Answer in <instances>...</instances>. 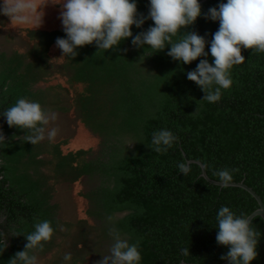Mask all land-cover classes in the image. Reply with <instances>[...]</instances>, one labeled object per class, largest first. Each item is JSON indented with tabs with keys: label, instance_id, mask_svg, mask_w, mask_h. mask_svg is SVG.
Masks as SVG:
<instances>
[{
	"label": "trees",
	"instance_id": "1",
	"mask_svg": "<svg viewBox=\"0 0 264 264\" xmlns=\"http://www.w3.org/2000/svg\"><path fill=\"white\" fill-rule=\"evenodd\" d=\"M199 2L203 14L173 40L182 39L187 31L204 36L206 58L212 63L210 42L219 22L205 15L227 0ZM136 3L138 13L147 16L150 0ZM10 19L0 14V27ZM150 26L151 19L141 28L133 25V37ZM27 34L36 39L33 49L10 52L0 45V131L5 137L0 142V264H9L16 252L24 250L25 236L45 220L54 234L43 242L42 251L37 248L30 254L48 252L59 235L69 242L63 264L85 262L86 256L99 252L104 240L114 243L113 229L129 243L139 242V264L224 261L221 256L229 248L216 240L218 210L227 206L237 216H247L257 202L242 187L207 181L201 166L188 160L199 161L215 180L219 170L237 169L232 181H243L264 203V52L242 49L245 63L231 69L232 86L221 90L218 102L209 103L202 100V89L187 79V72L205 57L183 64L167 55L170 46L157 52L134 46L131 37L109 50L98 49L95 43L78 47L75 57L63 55L56 46L57 38H67L63 27L29 28ZM51 48L62 57L58 65L66 81L85 85V93L76 96L79 118L105 145L94 158L84 157L89 151H62L65 140L33 145L25 139L30 130L9 127L2 115L21 98L48 109L45 103L52 87L33 86L50 74ZM161 129L173 132L178 142L157 153L152 137ZM46 153L52 156L50 162L41 157ZM182 162L190 166L187 175L177 167ZM51 168L54 183H72L81 175L93 182L85 193L93 204L86 210L93 224L87 225L85 218L62 222L58 217L59 208L51 203ZM251 221L259 233L258 256L251 264H264V221L259 215ZM185 248L188 255L182 253ZM68 253L71 259L66 261Z\"/></svg>",
	"mask_w": 264,
	"mask_h": 264
},
{
	"label": "clouds",
	"instance_id": "2",
	"mask_svg": "<svg viewBox=\"0 0 264 264\" xmlns=\"http://www.w3.org/2000/svg\"><path fill=\"white\" fill-rule=\"evenodd\" d=\"M43 7L38 10L32 0H3L0 14L21 22H31L40 12L42 15L38 19L43 23ZM202 14L199 0H150L147 16L138 13L136 0H62L59 18L67 38H57L55 43L63 55L76 57L78 47L95 43L98 49L109 50L131 37L134 46H149L157 52L170 46L167 55L183 64L205 57L195 70L187 72V79L195 82L205 93L202 100L215 103L221 99V90H227L233 84V66L245 63L242 49L264 52V0H227L218 7L208 9L205 19L219 22V29L210 42V54L214 58L212 63L206 58L209 52L205 51L208 41L204 36L187 31L182 39L173 40L181 29L193 25ZM147 19H151L154 26L133 37L132 26L141 28ZM2 115L9 127L30 130L31 135L25 136V139L33 145L45 139L46 126L57 119L55 113L45 110L38 102L24 98L4 110ZM57 132L56 128L47 130V138H55ZM0 142H5L2 131ZM176 142L178 137L173 132L161 129L153 133L152 145L155 147L152 149L157 153L166 152ZM177 167L183 175L190 171V166L184 162ZM235 171L238 170L222 169L216 173L222 187L230 185L232 172ZM217 221V243L229 248L221 259L230 261V264H251L258 256L259 242V233L251 226V219L237 216L229 207L221 206ZM53 234L50 221L36 223L34 231L25 236L27 243L24 250L16 252L9 264H37L36 255L30 254V251L37 248L42 251L43 242L50 241ZM110 235L114 240L110 254L104 255L96 264H139L142 258L138 250L139 242L129 243L115 229L110 230ZM182 253L188 255L189 249H182ZM64 259L70 260L71 253L66 254Z\"/></svg>",
	"mask_w": 264,
	"mask_h": 264
},
{
	"label": "rangeland",
	"instance_id": "3",
	"mask_svg": "<svg viewBox=\"0 0 264 264\" xmlns=\"http://www.w3.org/2000/svg\"><path fill=\"white\" fill-rule=\"evenodd\" d=\"M32 2L39 8L43 7V23L38 19L42 13L37 12L31 22H21L15 18H11L6 21L0 27V45L3 49L13 51L15 49L20 51H27L33 49L36 46V39L30 38L27 34L28 29L32 28H55L63 27L62 21L59 18L61 13L62 0H32ZM3 5V0H0V7ZM46 5V6H45ZM48 62L52 66L49 70L50 74L45 75L44 79H41L33 88L41 87L46 89L51 86L52 89L48 95L50 98L45 103L48 106L47 110L57 115L55 121H50L46 126L45 139L51 143L65 140L66 143L62 145V151H89L84 157L88 159L94 158L100 154V150H104L105 145L101 142L102 138L97 133L92 132L86 128L80 121V110L77 108V97L85 93V85L80 83L70 84L66 81L65 76L59 69V63L62 61V57L58 55L55 49L48 51ZM59 56V57H58ZM57 91V95H55ZM77 96V97H76ZM59 106H64L66 109H58ZM52 128L58 129L57 135L53 139L47 138V130ZM42 140V141H44ZM101 150V152H102ZM42 158L52 160V156L47 153L41 155ZM77 159L80 156L76 157ZM48 167H51L50 165ZM50 176L49 181L53 183L52 189L53 197L51 203L56 204L59 208L58 217L62 219V222L74 221L80 218H85L87 225L93 224L94 220L87 215L86 210L93 204L85 197V193L89 192V186L93 182L88 181L86 176H78V179L72 183L64 182L54 183V174L52 168L48 170ZM124 212L119 213V215ZM64 230V229H63ZM112 241L104 240L99 252L86 256L85 262L80 264H96L101 260L104 255L110 254L112 247ZM69 242L56 235L54 245L50 247L48 252L44 254H35L37 257V264H63L62 256L69 249ZM68 264V263H67Z\"/></svg>",
	"mask_w": 264,
	"mask_h": 264
},
{
	"label": "water",
	"instance_id": "4",
	"mask_svg": "<svg viewBox=\"0 0 264 264\" xmlns=\"http://www.w3.org/2000/svg\"><path fill=\"white\" fill-rule=\"evenodd\" d=\"M189 162H197L201 166V175L207 181H209L211 183H214V184L220 185L219 180H215V179H212V178L208 177V175L206 174V172L204 170V166L199 161L188 160V163ZM230 185L239 186V187L244 188L245 190H247L255 198V200L257 202V207L253 211H251L246 217L251 219L252 217H254L256 215H259L264 221V203H263L261 197L250 186L245 184L243 181H238V182L231 181ZM229 263H230V261L224 260V261H222V262H220L218 264H229Z\"/></svg>",
	"mask_w": 264,
	"mask_h": 264
}]
</instances>
